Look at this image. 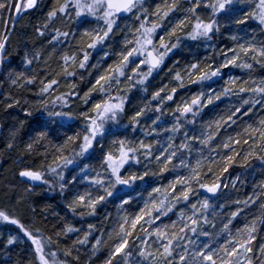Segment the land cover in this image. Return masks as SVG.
Wrapping results in <instances>:
<instances>
[{
	"label": "snow or ice",
	"instance_id": "1",
	"mask_svg": "<svg viewBox=\"0 0 264 264\" xmlns=\"http://www.w3.org/2000/svg\"><path fill=\"white\" fill-rule=\"evenodd\" d=\"M37 2L0 0V20L7 13L14 27ZM249 20L255 28L239 27L247 26ZM58 22L64 27H57ZM121 22H125L123 27ZM232 26H237L236 34L229 33L232 45L211 44L223 28ZM0 28V68H4L12 34L7 22ZM35 31L50 46L47 58L42 59L43 51H24L21 66L25 70L8 71L7 76L15 89L37 97L34 102L23 99L28 106L24 115L40 114L36 135L25 151L42 161L39 168L19 171L31 184L15 197V204L27 202L35 216L37 208L28 197L36 187L45 186L82 220L96 217L98 209L108 204L116 207L117 216L113 220L105 214L109 223L104 230L92 222L83 230L65 219L59 230L54 225L45 236L0 210V221L19 229L4 247L30 242L27 264H96L104 250L102 264H264V242L255 243L264 227V180L250 195L233 200L236 208L226 218L222 214L228 205L213 200L229 188L225 174L234 166L248 168L253 160L264 166V75L254 76L258 68L264 69V0H160L151 9L147 0H54ZM117 32L121 37L114 41ZM186 41L205 42L212 54L186 61L182 67L176 60V70L169 69L170 83H175L164 84L151 94L131 116L129 131L135 133L151 120L143 134L157 137L165 102L175 101L179 89L200 85L209 91L201 89L190 99L180 98L171 110L172 125L163 129L169 133L165 143L123 138L106 147L104 141L117 134L110 125L119 124L126 114L128 92L138 87L148 93L154 73L159 75L178 50L190 47ZM94 54L99 59L92 62ZM111 57L115 59L108 63ZM54 58L56 68L50 63ZM225 69H239L247 76L229 74L219 90L212 88L208 82H219ZM85 73L91 77L90 86L81 95L78 82ZM222 98L229 105L197 130L196 118ZM4 103L5 110L23 107L21 98L10 93ZM74 104L83 110L76 111ZM150 112L159 115L148 116ZM76 121L82 123L81 131L53 143L50 135L70 129ZM186 125L193 127L189 130ZM19 131L11 133L7 150L14 149ZM168 172L175 175L166 186L148 183V177ZM239 179L231 180L232 188ZM201 192L207 195L200 198ZM242 213L243 223L235 224Z\"/></svg>",
	"mask_w": 264,
	"mask_h": 264
},
{
	"label": "trees",
	"instance_id": "2",
	"mask_svg": "<svg viewBox=\"0 0 264 264\" xmlns=\"http://www.w3.org/2000/svg\"><path fill=\"white\" fill-rule=\"evenodd\" d=\"M54 0H38L37 7L30 10L28 13L23 15V18H20L17 25L15 26L10 43L8 48V56L5 60V67L1 68L0 73V210L6 211L10 215H15L19 218L26 226L32 227L34 230L38 229L45 236L51 234L54 230H59L61 224L66 219L68 223L72 224L77 228L83 230L87 229L88 222L95 223L98 228L102 230L108 225V221L104 220V216L107 213L114 220L116 215V207L112 204H108L105 207L98 209V215L96 217H86L85 219H80L78 216H73L68 212L65 207V201L62 200L58 194H50L46 191L45 186L36 187L33 192L30 194L28 199L33 205L37 208V213L35 216L31 213L30 205L26 202L23 206L15 204V197L22 193L24 189L30 185L29 181L19 177L18 173L20 170H23L26 167L39 168V163L42 161L40 156H29L25 151V146L32 137L36 135L34 128L36 127L35 121L39 118L40 114L34 113L33 117H26L24 115V110L28 107L23 105V99L27 98L30 101L34 102L37 97H35L31 92H25L23 90L15 89L7 79L8 71H24L22 68V54L24 51H28L30 54L35 51H43L44 56L42 59H46L48 56V50L50 46L45 42L46 38H42L36 35L35 26L42 24L46 18L47 11L50 10ZM160 3V0H149L147 5L154 7L155 4ZM13 17V12L11 13ZM7 22V30L9 32L11 26V20H9V15L4 14L3 19L0 20V25ZM57 27H64L63 24L57 23ZM236 27L232 26L231 28H223L220 35H218L211 44L213 46L224 47L226 45H231L232 41L229 39V33L236 34ZM255 28L256 24L254 21L249 20L247 26H239ZM73 30H76V26L72 25ZM3 31V28H0V32ZM79 35V34H78ZM114 41H118L119 38L116 36L113 38ZM186 44L190 47L183 48V50H178L174 57L166 60L165 65L162 66V71L159 75H155L154 79H151L148 93H144L139 90V88H134L128 92L127 104H126V114L121 119L119 124L126 123L130 124L131 116L142 107L148 100L151 99V94L158 90L166 82L170 68L176 70L173 66L176 60H180V66L185 65L186 61H195L196 58L202 60L206 55H211V48L205 42H196V41H186ZM25 44L27 47H25ZM115 47V45H113ZM107 50V49H106ZM103 55V53H101ZM218 58V57H217ZM99 59L98 56H95L92 62ZM115 57H111L108 63H111ZM52 68H56V58L50 61ZM7 69V71L5 70ZM261 73H264V69L260 70ZM95 75V73H93ZM91 77L85 73L84 79L78 82V90L80 94L83 95L85 91L89 88V80ZM211 83V82H208ZM61 91H67L66 88H61ZM11 94L13 97L21 98V103L23 107L16 106L12 109L5 110L4 96ZM181 93V92H180ZM178 93H176L177 97ZM74 109L76 111L83 110V106L80 104H74ZM145 120L147 118H141ZM20 122H23V127H20ZM73 126L70 129H62L57 133L50 135V139L53 140V143L63 142L66 139L67 135H72L76 132L81 131L83 125L80 121L72 122ZM118 125V124H115ZM111 126V125H110ZM54 127V126H52ZM17 128L20 129L19 133L15 138V147L12 150L6 149V141L11 138V133ZM130 133L129 129L123 130L122 132L117 133L114 136H109L105 141V146L108 147L111 145L113 140L117 139H132L133 135H128ZM43 151V149H41ZM100 149L97 148V153L99 154ZM12 172L13 179H8L6 177L7 172ZM241 172L242 175V192L237 190L238 193L243 194V198L246 195L252 193L251 187L255 184H259L264 180V166H261L258 161L253 160L252 166L248 168L242 167H233L230 169L229 173L225 174V177L230 176L234 173ZM171 172L165 173L162 177H153L151 179L147 178L148 183L153 187L163 185L168 180H170ZM70 179L69 177H66ZM142 183V182H141ZM253 188V187H252ZM224 189L218 194L219 199L216 200L214 197L213 200L216 203L227 204L228 207L224 209L223 214L226 213L229 205L232 202L233 195L225 194ZM146 195V194H145ZM200 196H205L202 193ZM195 199V197H194ZM136 207L135 203L132 206ZM255 208V206H253ZM217 211H220L217 209ZM59 213V216H57ZM44 215H47L48 219H44ZM171 215V214H170ZM238 217L234 222L235 224L242 223V217ZM251 218V216L249 217ZM103 221V224L101 223ZM261 231H264V227L260 228ZM19 229L15 225L8 224L4 221H0V264H27V261L30 259V242L18 241V243L10 248H5L4 244L10 236H17ZM99 235V233H96ZM26 240V238H25ZM255 243H259L256 241ZM107 250L102 251L97 257L96 264H102L103 257L106 256Z\"/></svg>",
	"mask_w": 264,
	"mask_h": 264
},
{
	"label": "rangeland",
	"instance_id": "3",
	"mask_svg": "<svg viewBox=\"0 0 264 264\" xmlns=\"http://www.w3.org/2000/svg\"><path fill=\"white\" fill-rule=\"evenodd\" d=\"M179 14L180 13H178V15ZM124 23L125 22H121V27L124 26ZM129 23H131V22H129ZM92 27H95V24H93ZM115 36H116V38H119V40H120L121 34L119 32H117V34ZM232 43H231V45H232ZM203 59L204 58H202V60ZM260 70L261 69L258 68L257 71L254 73V76L261 77L262 75H264V73H261ZM161 71H162V69L159 70V73ZM224 71H225V76L219 82H217V83L211 82L210 83L212 88H216L217 90H219L221 88V86L223 85V80L227 79L229 74L235 75L237 77H246L247 76L246 72H242L239 69H225ZM155 75H157V74L154 73V76ZM170 79H171V74L168 75V78H167V80H166V82L164 84H169V86L171 87V85L174 84L175 82L171 81V83H170ZM201 89L203 91H205V92L209 91V88L207 86H203V88H202V86H200V85H188L186 88L179 89L177 91L178 95H177L175 101H166L165 102L163 115L161 116V124H160L159 128L157 129V131L161 133L159 136H157V137H154V136L145 137L144 136L143 133H144V131L148 130V126L151 124V120H148L146 124H142L137 129V131L135 133H132L130 131V133H128V135H131V136L133 135L132 139H135V140L145 139L146 141L154 142L155 139H159L161 143H165L166 142V138L169 135V133L164 132L163 129L165 127H170L172 125V123H173V116H172L171 110L175 108L176 103L180 102V98L181 97H183L184 99H190V96H191V94L193 92H198ZM166 91H167V89H166ZM233 99H235V98H233ZM156 103L157 102H153L154 105ZM227 105H229V100L226 99V98H222L221 100L216 101L214 104L209 105L207 108H205L203 110V112L201 113V115L196 118L197 119V125L195 126L196 129L199 130L200 125L202 123H207L210 119H214L216 116L220 115ZM257 112H259V106H257ZM155 115H159V114H156L154 112L148 113V116H155ZM244 119H247V118L245 117ZM110 127L113 129L114 132H117V133L122 132L123 130L129 129L128 124H126V123H122V124H118V125L114 124V125H111ZM192 127H193L192 125H186V128L189 129V130L192 129ZM237 130L239 131L240 129H237ZM228 132H232V129H228ZM179 139H180V137L178 136L177 137V142H179ZM206 151L207 150L205 149V152ZM194 161H195V155H193V163H194ZM152 167H155V164H153ZM181 171H184V170H181ZM174 175H175V173L171 172L170 180L174 177ZM242 175L243 174L241 172H238V173H234V174H232L230 176H227L226 177L227 179H225V182L229 183V188L228 189H224V192H226L227 194L233 195L232 201L235 200L236 198H243V194L242 193L236 194V193H238L237 190H240V192H242V189H241V186L243 184ZM7 176L9 177L8 179H13V177H14L11 171L6 173V177ZM237 176H239L240 179L237 181L236 187L232 188L231 180L235 179ZM148 178L151 179L153 177H148ZM168 182H169V180L166 183H164L163 186H166L168 184ZM29 183H30V181H29ZM159 186H162V185H159ZM159 186H157V187H159ZM254 186H255V184L252 187L254 188ZM252 187H251V190L253 191ZM203 197L204 196H200V198H203ZM180 207H183V205H181ZM235 208H236V205L231 203L229 205V208L227 209L226 213L222 214V215H224L225 218H226L227 212L230 209L234 210ZM116 215H117V211H116ZM170 216H171L172 219H176V217L173 216L172 214ZM164 222L168 223L169 222L168 218H164ZM242 223H243V221H242ZM242 223H240V224H242ZM219 227H220V225L218 223L217 228H219ZM201 239L203 240L204 238H201ZM257 241L259 243L260 242H264V231L262 232L261 229L259 230V232L257 234Z\"/></svg>",
	"mask_w": 264,
	"mask_h": 264
},
{
	"label": "water",
	"instance_id": "4",
	"mask_svg": "<svg viewBox=\"0 0 264 264\" xmlns=\"http://www.w3.org/2000/svg\"><path fill=\"white\" fill-rule=\"evenodd\" d=\"M147 1H149V0H147ZM13 18H16V14H15V12H13ZM19 19L20 18H18V21H19ZM18 23V22H17ZM17 23L15 24V26L17 25ZM15 26L13 27V24L11 23V26H10V30H9V32L12 34V32H13V30H14V28H15ZM0 73H1V68H0ZM23 179H25V178H23ZM26 180V179H25ZM30 184H31V182H30ZM203 195H207L206 193H203V192H201Z\"/></svg>",
	"mask_w": 264,
	"mask_h": 264
}]
</instances>
